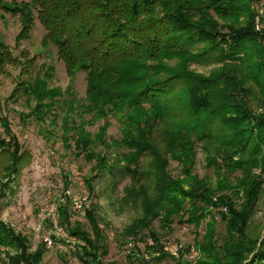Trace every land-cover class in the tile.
<instances>
[{"label":"trees","instance_id":"1","mask_svg":"<svg viewBox=\"0 0 264 264\" xmlns=\"http://www.w3.org/2000/svg\"><path fill=\"white\" fill-rule=\"evenodd\" d=\"M182 1L171 21L159 23L141 14L142 6L155 10L154 0H0V10L21 16L30 28L37 20L44 25L46 39L58 47L71 76L75 69L87 74L88 103L79 115L90 114L91 124L111 115L120 123L121 138L109 141L108 123L92 132L85 128L86 118L67 120L73 107L69 114L51 118L52 126L62 120L64 146L75 156L95 162L94 169L106 164L102 167L112 178L121 172L132 179L124 198L141 207L142 215L119 235L128 244L148 234L155 244L146 248L156 255L148 260L136 249L125 262H106L108 237L96 210L86 208L88 224L73 221L66 201L59 205L60 221L76 238L74 252L83 264L177 262L154 227L159 222L172 231L176 221L204 227L194 245L201 253L195 264H264V230L253 228L264 191V113L259 110L264 105V31L255 27L260 0ZM175 33L180 36L173 37ZM199 44L210 49L203 52ZM195 47L200 51L190 52ZM202 62L215 67L209 74L192 68ZM39 74H30L22 86V93L38 100L33 114L62 103L60 90L47 94V82ZM47 113L37 118L38 125ZM3 126L9 140L0 135V152L8 157L9 178L25 164L26 151L12 124ZM198 144L207 152L215 181L195 173ZM98 145L123 152L107 164L108 157L93 148ZM171 160L178 162L179 174L171 173ZM87 184L94 191L93 182ZM7 224L0 219L3 264H45L46 244L31 250L28 236Z\"/></svg>","mask_w":264,"mask_h":264},{"label":"rangeland","instance_id":"2","mask_svg":"<svg viewBox=\"0 0 264 264\" xmlns=\"http://www.w3.org/2000/svg\"><path fill=\"white\" fill-rule=\"evenodd\" d=\"M173 1L154 0L155 10L153 12L142 9V6V18L147 17L150 18V21L159 23L160 20L171 21L172 13L179 9L180 4L184 3L182 0H175L177 4ZM215 18L223 23L221 18ZM169 25H171L170 22L165 27ZM30 27L29 22L21 16L0 10V105L3 107L4 113L0 115L9 119L5 118L0 123V135L9 140V131L3 125L4 123L9 125L11 123L14 132L20 139L23 151H26L25 164L21 166L19 173L13 174L9 178H5V166L8 157L5 153L0 152V219L8 223L9 227L13 226L17 231L26 234L31 250H35L46 233L45 230L41 232L35 230V226L39 222L40 209L58 203L64 196L66 183H68V188L73 193L89 195L88 207L96 210L100 224L108 237L109 250L104 257L106 262H125L127 255L136 249L141 250V254H148L149 256L146 255V258L149 260L156 254L148 252L146 248L147 245L155 244L148 234H145L142 240L133 243L134 245L137 244L136 248L129 246V243L124 244L122 236L119 235L142 215L141 207L126 202L124 198L125 189L131 185L132 179L129 176H123L121 172L117 173V179L112 178L109 170L102 167L106 164L101 166L97 163V168L94 169L95 162L89 161L83 156H75L71 148L64 146L62 120L58 119L57 121L60 126H52L54 123L51 118L57 114L62 116L69 114L73 107L74 112L66 117L67 120L77 118L76 120L79 121L82 117L86 118L85 128L92 132H98L102 126L108 123L107 139L109 141L121 138L119 121L111 115L108 119L100 118L95 124H91L90 114H85L82 117L79 115L83 111L84 104L88 103L87 74L75 69L71 76L64 58L58 52V47L46 39L44 25L37 20L35 26ZM179 36V34H173L175 38ZM198 47L203 52L210 49L208 44H199ZM200 50L195 47L190 52L196 53ZM205 55H207L205 57L211 56V54ZM202 63L193 64L192 68L203 74H209L211 69L215 67L212 63ZM27 69H29L28 73L26 72ZM36 72H39V76L47 82V94L55 89L60 90V92L58 91V99L62 103L59 105L58 103L52 104L55 108L50 111H38L33 114L38 100L32 95L29 97L22 93V86H24L26 79L31 77L30 74L35 75ZM44 112L45 114L48 112V115L44 116V123L38 125L37 118L44 115ZM20 118L25 119L24 124ZM73 123L71 121L69 125L73 126ZM47 129L54 132L52 137ZM71 144L74 146L73 140ZM93 148L98 155L105 154L109 160L106 163L111 165L115 163L118 154L123 152L113 145L109 148L101 145ZM209 148L211 152H214L213 146L210 145ZM147 160L145 158L142 162ZM207 162V152L203 149L202 144H198L195 173L202 178L209 177L215 181L214 169L208 168ZM143 164L145 165V163ZM143 167L145 168L146 165ZM170 171L174 175L181 172L177 161L171 160ZM237 175L239 176L240 173L238 172ZM87 180L93 182L94 191H90ZM76 219L88 224L84 217L74 215L72 220L75 221ZM253 225V228H256L258 232L264 230V191L253 219ZM154 227L159 231L161 242L166 248H172L178 243L184 244V248L179 252L174 254L169 252L177 257V262L168 258L161 264H178V262L179 264H195L200 258V252L191 251L189 248L194 247L197 235L203 234L204 227L197 230L193 225H182L177 221L173 224L172 231L160 228L159 222H156ZM219 227L222 228L221 223H219ZM61 245L67 247L72 253L61 250ZM185 249L188 250L184 251L185 255L181 257V252ZM74 251L71 243L65 241L48 249L44 262L45 264H83L76 256L77 252ZM5 259L3 256L0 264H3Z\"/></svg>","mask_w":264,"mask_h":264},{"label":"built area","instance_id":"3","mask_svg":"<svg viewBox=\"0 0 264 264\" xmlns=\"http://www.w3.org/2000/svg\"><path fill=\"white\" fill-rule=\"evenodd\" d=\"M255 27L257 31H264V0H260L257 5V15L255 18ZM260 112L264 113V105L260 107ZM69 201L70 210L72 214L85 218L86 208L88 207L89 195L86 193H73L70 188H67L64 192V196L56 204L50 207H42L39 212V222L35 226L37 232L42 230L46 231L41 242L45 243L47 249L53 248L65 241L71 243L73 249H76L77 240L71 236L68 228L60 221L59 205ZM129 246H134L133 243H129ZM66 248V249H65ZM184 248L183 243H178L172 248H165L170 253H177ZM61 250L69 252L67 247L61 245ZM68 250V251H67ZM197 251L195 247L191 248V251ZM72 253V251H70Z\"/></svg>","mask_w":264,"mask_h":264}]
</instances>
